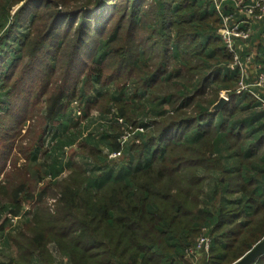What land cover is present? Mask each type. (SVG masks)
<instances>
[{
    "label": "trees",
    "instance_id": "obj_1",
    "mask_svg": "<svg viewBox=\"0 0 264 264\" xmlns=\"http://www.w3.org/2000/svg\"><path fill=\"white\" fill-rule=\"evenodd\" d=\"M220 24L210 0H0L1 238L13 222L7 214L32 201L24 231L8 232L18 251L8 264H47L51 243L71 264H194L187 249L202 233L212 240L210 264H232L264 237V109L237 93L241 72L228 66ZM255 46L264 65L262 41ZM240 53L244 60L248 51ZM96 84L116 88L85 97ZM222 90L230 99L215 108ZM70 102L100 109V138L79 141L98 172L59 163L81 134L58 138ZM150 102L158 106L136 114ZM130 122L137 128L123 140ZM103 145L119 154L105 160ZM41 150L53 163L29 180L18 156ZM125 152L134 164L122 165ZM50 194L61 196L54 211Z\"/></svg>",
    "mask_w": 264,
    "mask_h": 264
},
{
    "label": "rangeland",
    "instance_id": "obj_2",
    "mask_svg": "<svg viewBox=\"0 0 264 264\" xmlns=\"http://www.w3.org/2000/svg\"><path fill=\"white\" fill-rule=\"evenodd\" d=\"M25 2V1H24ZM22 3H20L19 5H15L11 11V14L21 5ZM43 11L46 10V7L42 6L41 7ZM40 9V8H39ZM46 15V13H44ZM22 30L21 31H25L26 28H21ZM0 32H2V28L0 26ZM159 39V35L156 36L154 38V40L158 41ZM154 42L151 40V38H149L147 41H146V45H151L153 44ZM150 50H153L154 53H157L158 52V47L155 46V45H152ZM177 66L176 65V62L173 60V62H171V66ZM182 80H180L181 82ZM132 82H130L128 84V93H132ZM174 85L172 86V90L174 89L173 88ZM116 87L112 84H109V85H105V86H101L99 84H96L95 86H92V87H88L85 89L84 91V95L85 97H89L90 98H95L97 97L101 92H104L105 90H113L115 89ZM87 97V98H88ZM87 98H83V100L85 102H87ZM148 99V97H147ZM146 98L143 97V101H145ZM79 102L81 103V105L83 104L81 102V100L79 99ZM75 106V105H74ZM73 104H69V108H72L73 109V113L70 114L72 117H70L69 119V126H63V129H67V131H57L58 133V138L59 137H68L70 136L71 134V130H74L75 128H78L79 127V130H81V134L79 133V138L78 140L76 141V143L74 144H70V146L66 149V152L65 154H62V153H59L58 152V155H62L60 157H58V160H59V163L60 164H64L66 163V165H69V162L72 160H76L78 161L80 164H82L88 171V173H95V172H98L100 170V167L99 166H102L100 165L97 160L94 158L93 154H91L90 152H88L87 150H85V148L83 149V146H80V143L79 142L81 139H86L88 137H92L93 140H96V139H99L100 136L96 137L95 134L97 133V129H98V126H99V122H98V117L100 116V109L98 107H93L90 109V111H88V113L83 109V107L81 108V110H79V108L77 106L74 107ZM151 106H154L155 108L158 106V104H156V102H150V103H147V106L143 109H140V108H137L136 110V114L138 115H141L142 113H144L145 111H152V107ZM215 108L216 107V104L214 105ZM167 108H169L167 106ZM79 110L76 114V110ZM136 109V108H135ZM36 119V117L34 116V118L32 119V121L34 122ZM132 123V124H131ZM26 127H28V122L26 123ZM78 125V126H76ZM132 126V128H130L129 126ZM128 127V136L137 128L136 126V123L134 122H130L129 125L127 126ZM54 131L56 132V129L54 127ZM85 132V134H82V132ZM27 132L26 129H24L21 133V135H24L25 133ZM90 132V133H89ZM88 134V136H86ZM83 135V136H82ZM101 135V134H100ZM36 136V134L34 133L33 135H31L30 137H25L23 139L24 142H28V140L30 139L31 141L34 140V137ZM46 136V133H44L42 136H41V139H44ZM57 138V139H58ZM95 138V139H94ZM109 141L112 142L111 139H109ZM111 145V144H110ZM85 147V145H84ZM103 151H102V157L105 159L107 153H110L109 151V146H101ZM44 150V149H43ZM41 150L40 153H37L35 155H33L29 160L25 159L22 155L18 156V166H23L22 164L26 163V164H29V173H27V176H28V179L29 180H32L31 178H35L37 176V169H38V165L40 164H44L46 165L47 163H50L52 164L53 163V160H54V154L52 156L49 155V153H46L47 151H43ZM21 153V151H19V154ZM86 153V154H85ZM90 153L92 156L88 155ZM22 154V153H21ZM65 155V156H64ZM101 157V158H102ZM124 162L122 163V165H125V164H134L135 162L134 161H131V159L129 158V154L128 152H125L123 157L121 158ZM62 160V161H61ZM106 160V159H105ZM105 162V161H104ZM115 165H119L118 163L120 162V160H116L114 161ZM70 168L71 167H65L63 168V172L60 173V177L59 178H66L68 173L70 172ZM45 170V168H44ZM2 176V175H1ZM51 180V178H45L43 181H40L38 183V187H37V190L41 189L43 193L44 192V189L46 187V185H48L49 181ZM13 184H16V181L15 182H12ZM59 190V189H58ZM58 192V191H56ZM60 194H50L49 196H45L44 199L46 200V205L47 207L49 206V208L51 209V211H54V209L56 208V204H57V201L59 199V196ZM7 201V200H6ZM32 201L30 202H26L24 207H23V210L20 212V214H18L15 218H13L11 221L12 224H8L7 226L4 227L3 231L1 234L2 235V238H0V264H8L9 261H10V258L11 257H14L16 254H18V251H17V248H16V245H14L12 243V241H9L7 240V235H8V232H12V233H20V232H23L24 229L26 228L27 225L26 222H28L27 220L30 219V210L32 209ZM3 210H0V219L4 218V214H3ZM26 214V215H23V214ZM8 215V214H7ZM12 217V216H10ZM202 235V234H201ZM199 235V237L201 236ZM198 237V239H199ZM57 245L54 244V243H51L49 245V251H51L53 254V257L54 259H51L49 261V263L47 264H71L68 256L66 255H63L62 252L57 249L56 247ZM17 256V255H16ZM190 260L191 258L189 256H187ZM204 259V258H203ZM202 259V260H203Z\"/></svg>",
    "mask_w": 264,
    "mask_h": 264
},
{
    "label": "built area",
    "instance_id": "obj_3",
    "mask_svg": "<svg viewBox=\"0 0 264 264\" xmlns=\"http://www.w3.org/2000/svg\"><path fill=\"white\" fill-rule=\"evenodd\" d=\"M214 4L216 12L221 18L218 33L225 44V47L233 53V59L228 64L232 69L240 68L241 77L237 93L250 92L258 101L259 107L264 109V65L256 60L257 55L262 54L258 48L248 45V53L242 59L241 50H244L246 43L254 33L253 24L264 23V0H210ZM229 10V11H228ZM264 46V33L261 36ZM241 41V42H240ZM225 101L230 99L229 90H222L221 95ZM122 121V119H119ZM132 128V126H129ZM142 130V129H141ZM128 136V130L122 136L123 140ZM117 151H112L109 156H116ZM12 219L16 216L8 213ZM1 238V235H0ZM211 237L202 233L195 245L188 248V254L193 257V263L205 258L206 264H210Z\"/></svg>",
    "mask_w": 264,
    "mask_h": 264
},
{
    "label": "water",
    "instance_id": "obj_4",
    "mask_svg": "<svg viewBox=\"0 0 264 264\" xmlns=\"http://www.w3.org/2000/svg\"><path fill=\"white\" fill-rule=\"evenodd\" d=\"M226 103L222 96L218 99L216 107L220 108ZM264 254V237L253 245V248L247 253L236 259L232 264H253L254 261Z\"/></svg>",
    "mask_w": 264,
    "mask_h": 264
},
{
    "label": "crops",
    "instance_id": "obj_5",
    "mask_svg": "<svg viewBox=\"0 0 264 264\" xmlns=\"http://www.w3.org/2000/svg\"><path fill=\"white\" fill-rule=\"evenodd\" d=\"M254 33L252 35V38L246 43L245 45V51H248V45L251 44L252 47L257 48L255 45L262 41V34L264 33V23L259 22L257 24H253ZM241 42V41H240Z\"/></svg>",
    "mask_w": 264,
    "mask_h": 264
}]
</instances>
